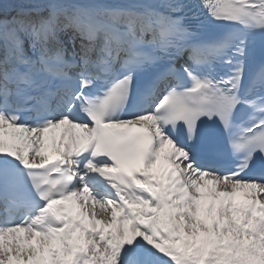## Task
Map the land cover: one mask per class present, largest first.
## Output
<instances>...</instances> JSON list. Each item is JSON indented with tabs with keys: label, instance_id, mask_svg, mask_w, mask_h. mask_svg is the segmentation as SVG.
Here are the masks:
<instances>
[{
	"label": "snow or ice",
	"instance_id": "obj_1",
	"mask_svg": "<svg viewBox=\"0 0 264 264\" xmlns=\"http://www.w3.org/2000/svg\"><path fill=\"white\" fill-rule=\"evenodd\" d=\"M0 264H264V0H0Z\"/></svg>",
	"mask_w": 264,
	"mask_h": 264
},
{
	"label": "bare ground",
	"instance_id": "obj_2",
	"mask_svg": "<svg viewBox=\"0 0 264 264\" xmlns=\"http://www.w3.org/2000/svg\"><path fill=\"white\" fill-rule=\"evenodd\" d=\"M50 154H52V153H51V150H50Z\"/></svg>",
	"mask_w": 264,
	"mask_h": 264
}]
</instances>
